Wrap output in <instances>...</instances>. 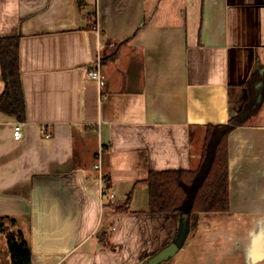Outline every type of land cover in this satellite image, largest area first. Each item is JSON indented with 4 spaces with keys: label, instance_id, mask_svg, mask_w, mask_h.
Here are the masks:
<instances>
[{
    "label": "crops",
    "instance_id": "crops-1",
    "mask_svg": "<svg viewBox=\"0 0 264 264\" xmlns=\"http://www.w3.org/2000/svg\"><path fill=\"white\" fill-rule=\"evenodd\" d=\"M1 38L18 42L25 120L0 111V217L30 264H142L168 246L181 217L150 210L149 173L197 169L207 127L234 115L228 209L192 214L159 264H264V0H0Z\"/></svg>",
    "mask_w": 264,
    "mask_h": 264
},
{
    "label": "trees",
    "instance_id": "trees-1",
    "mask_svg": "<svg viewBox=\"0 0 264 264\" xmlns=\"http://www.w3.org/2000/svg\"><path fill=\"white\" fill-rule=\"evenodd\" d=\"M84 0H78L82 4ZM0 66L4 90L0 94V111L25 120V100L19 69L18 42L13 38L0 39ZM243 123L238 115L226 123L209 125L199 166L192 171L150 172V210L176 212L188 216L206 211L228 209L229 179L227 158L228 134ZM0 217V231L5 233L11 264H30L31 249L19 230H8ZM14 224L12 219L8 220Z\"/></svg>",
    "mask_w": 264,
    "mask_h": 264
},
{
    "label": "water",
    "instance_id": "water-1",
    "mask_svg": "<svg viewBox=\"0 0 264 264\" xmlns=\"http://www.w3.org/2000/svg\"><path fill=\"white\" fill-rule=\"evenodd\" d=\"M188 233V216L182 215L180 218L179 230L174 240L154 256L145 260L142 264H159L171 258L183 245Z\"/></svg>",
    "mask_w": 264,
    "mask_h": 264
},
{
    "label": "built area",
    "instance_id": "built-area-1",
    "mask_svg": "<svg viewBox=\"0 0 264 264\" xmlns=\"http://www.w3.org/2000/svg\"><path fill=\"white\" fill-rule=\"evenodd\" d=\"M86 77L88 79L94 80L95 82H97L98 86H103L105 84V78L103 77L100 65H99V61L98 60H93L90 62V64H88L87 68H86ZM22 124L18 123L15 125L14 127V131H13V136L15 139H20L22 136ZM94 167L96 169L100 168V164L96 163L94 165ZM102 194L104 196L107 197V199L112 200L114 198V194L112 192H109L108 190H106L105 188H103V192Z\"/></svg>",
    "mask_w": 264,
    "mask_h": 264
},
{
    "label": "rangeland",
    "instance_id": "rangeland-1",
    "mask_svg": "<svg viewBox=\"0 0 264 264\" xmlns=\"http://www.w3.org/2000/svg\"><path fill=\"white\" fill-rule=\"evenodd\" d=\"M8 230H10V229H8ZM4 235H5V233H4ZM5 238H6V236H5ZM11 263V262H10Z\"/></svg>",
    "mask_w": 264,
    "mask_h": 264
}]
</instances>
